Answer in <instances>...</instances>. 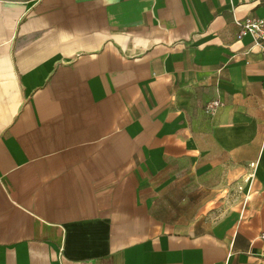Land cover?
I'll return each mask as SVG.
<instances>
[{"label": "crops", "instance_id": "1", "mask_svg": "<svg viewBox=\"0 0 264 264\" xmlns=\"http://www.w3.org/2000/svg\"><path fill=\"white\" fill-rule=\"evenodd\" d=\"M246 17L264 0H0V264L257 260L264 55L237 38ZM237 176L242 210L183 211Z\"/></svg>", "mask_w": 264, "mask_h": 264}, {"label": "rangeland", "instance_id": "2", "mask_svg": "<svg viewBox=\"0 0 264 264\" xmlns=\"http://www.w3.org/2000/svg\"><path fill=\"white\" fill-rule=\"evenodd\" d=\"M248 171L249 167L246 166ZM250 173L248 172V176ZM248 176L244 177H233L229 184L225 185V188H216L218 192H216V195H218L214 202H212L208 207L205 208H194L189 207L184 209L183 211L190 214L198 213L200 214V218L204 222H217L221 218H226L232 214H235L238 209L242 210V205L245 201V197L248 196V193H250L248 185L252 181V178H249ZM249 178V179H248ZM247 184H245V187L243 189L239 190V186L243 185V180H246ZM196 204V203H195ZM194 204V205H195ZM201 205V204H199ZM239 211V210H238ZM221 217V218H220ZM213 218V219H211Z\"/></svg>", "mask_w": 264, "mask_h": 264}, {"label": "built area", "instance_id": "3", "mask_svg": "<svg viewBox=\"0 0 264 264\" xmlns=\"http://www.w3.org/2000/svg\"><path fill=\"white\" fill-rule=\"evenodd\" d=\"M236 25L239 29L237 38L241 39L245 36H251L255 45L260 48L264 55V19L246 17L243 20H238ZM220 107L221 103L218 100H211L205 105L204 114L208 117H213ZM250 167L253 168V165H250ZM259 239L262 244L261 254L253 264H264V228L259 234Z\"/></svg>", "mask_w": 264, "mask_h": 264}]
</instances>
